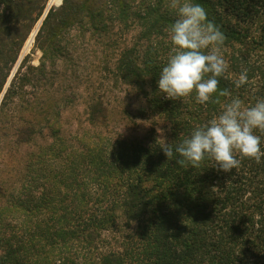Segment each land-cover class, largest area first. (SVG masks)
Returning <instances> with one entry per match:
<instances>
[{
  "label": "trees",
  "instance_id": "16d2710c",
  "mask_svg": "<svg viewBox=\"0 0 264 264\" xmlns=\"http://www.w3.org/2000/svg\"><path fill=\"white\" fill-rule=\"evenodd\" d=\"M46 2L0 0V264H264V156L228 172L210 159L185 169L161 148L216 118L231 99L249 107L264 98V0H190L225 36L228 68L203 105L195 93L171 100L158 90L177 18L172 0ZM39 20V63L25 54L16 66ZM81 40L99 53L100 78L86 69L95 60L79 50ZM245 69L248 81L236 88ZM96 80L143 99L122 111L130 125L111 128L97 88L84 100L88 126L72 134L76 144L57 132V144L27 158L19 177L17 147L55 131L77 88L88 91ZM225 89L230 95L220 96Z\"/></svg>",
  "mask_w": 264,
  "mask_h": 264
},
{
  "label": "clouds",
  "instance_id": "9594fccd",
  "mask_svg": "<svg viewBox=\"0 0 264 264\" xmlns=\"http://www.w3.org/2000/svg\"><path fill=\"white\" fill-rule=\"evenodd\" d=\"M171 8L177 18L169 30L171 54L160 70L158 90L171 100L195 93L196 102L203 105L217 93L219 78L228 68L221 54L225 36L208 20L201 4L172 0ZM247 81L245 69L234 83L240 88ZM219 95L230 93L225 89ZM257 132L264 134V98L249 107L234 98L216 118L194 128L178 144L165 143L161 148L168 160L178 156L176 163L185 169L199 168L210 159L218 170L228 172L239 167L244 158L260 163L264 151Z\"/></svg>",
  "mask_w": 264,
  "mask_h": 264
},
{
  "label": "rangeland",
  "instance_id": "374dc122",
  "mask_svg": "<svg viewBox=\"0 0 264 264\" xmlns=\"http://www.w3.org/2000/svg\"><path fill=\"white\" fill-rule=\"evenodd\" d=\"M59 2L61 3V0H54V1L47 0L46 5L48 7V4L51 3L50 6L53 5L54 7H56L60 4ZM131 32L133 31H129L127 33L128 38L132 37ZM28 38L24 42L21 48L20 54H22L23 56L25 54H29L30 59H31L30 62L36 65L39 63V57L41 53L38 49H34L33 47L34 38L30 42H27ZM80 43L81 44H79V46L80 45L81 46L79 50L83 52L84 56L91 55L92 58L95 60V58H97V55L99 53L95 52L87 45H83L82 40L80 41ZM87 63L88 62H84L80 66H83V67L87 66ZM94 63H95L94 67L92 65H89L87 66L86 69L91 70L92 68V74L95 75V78L93 77L92 79H97V78H100L102 73H101V70L97 69L98 67H97L96 60L94 61ZM58 67L59 66L55 67L56 70L58 69ZM66 71L69 72L68 69H66ZM98 82L99 80L98 81L96 80V83L94 82L93 88L88 89V91H85V90L83 91V89L77 88V91H79L80 95L69 107H67L65 110L61 112L62 113L61 120L59 123L58 122L56 123L55 131H53L51 128L50 130L45 128L43 133L36 135L35 139L32 142L23 144L17 147L16 151L18 152V156H20L19 158L22 160V161H19V167L20 168L23 167V169L19 173V177H22L25 175L24 165L27 163V160H29L27 158H30V159L37 158V154L40 152V147L42 146H46L48 144H57V141L55 140V137H57L55 134H57V132L62 138H66L67 142L73 143V144L75 143V139L72 136V134L74 132H81L83 126H86L84 122L85 120L84 119V116H85L84 100L87 98L88 93L91 94L94 91H97L98 87L96 86H98L97 85ZM98 89L102 91V93H104V100L107 102V106L111 110L110 121H109L110 124L112 125L111 128L118 127L119 129H122V128L128 127L130 123L124 126L125 122L122 117V111L127 109L130 113L134 112L137 106L143 104V99L131 87H127L125 85H119L118 87H114V86L112 87L110 82H104L102 83V87ZM139 124H144V123H139ZM23 157L25 161H23Z\"/></svg>",
  "mask_w": 264,
  "mask_h": 264
},
{
  "label": "water",
  "instance_id": "95a60500",
  "mask_svg": "<svg viewBox=\"0 0 264 264\" xmlns=\"http://www.w3.org/2000/svg\"><path fill=\"white\" fill-rule=\"evenodd\" d=\"M59 3H60V2H59ZM59 3H58V4H59ZM58 4H57V5H58ZM50 5H51V3L48 4V7H49ZM46 10H47V9H46ZM46 10H45V12H46ZM45 12H44V14H45ZM39 23H40V20L38 21L36 28H35V29L33 30V32H32L31 40L33 39V37H34V35H35V33H36V30H37V27H38ZM31 40H30V41H31ZM22 56H23V55L20 54V56H19V58H18V61H17V63H16V66H17V64L19 63V61L21 60ZM16 66L13 68V70H12V72H11L9 78L13 75Z\"/></svg>",
  "mask_w": 264,
  "mask_h": 264
},
{
  "label": "bare ground",
  "instance_id": "6f19581e",
  "mask_svg": "<svg viewBox=\"0 0 264 264\" xmlns=\"http://www.w3.org/2000/svg\"><path fill=\"white\" fill-rule=\"evenodd\" d=\"M53 1H54V0H53ZM32 32H33V31H32ZM32 32H31V34L29 35V38H28L27 42H30L31 37H32Z\"/></svg>",
  "mask_w": 264,
  "mask_h": 264
}]
</instances>
